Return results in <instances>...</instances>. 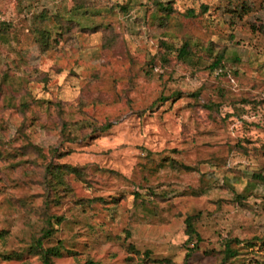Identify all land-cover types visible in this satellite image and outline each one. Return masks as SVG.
Returning a JSON list of instances; mask_svg holds the SVG:
<instances>
[{
  "label": "rangeland",
  "instance_id": "1",
  "mask_svg": "<svg viewBox=\"0 0 264 264\" xmlns=\"http://www.w3.org/2000/svg\"><path fill=\"white\" fill-rule=\"evenodd\" d=\"M0 29V264H43L53 216L54 264H223L235 239L227 264H264V0H0ZM51 162L80 177L49 188Z\"/></svg>",
  "mask_w": 264,
  "mask_h": 264
},
{
  "label": "trees",
  "instance_id": "2",
  "mask_svg": "<svg viewBox=\"0 0 264 264\" xmlns=\"http://www.w3.org/2000/svg\"><path fill=\"white\" fill-rule=\"evenodd\" d=\"M158 6L160 7V9L163 12H166L167 14L168 13L170 14L173 11L172 8H166L162 4H158ZM189 15L192 16L193 15L192 12ZM44 21H45V18H42L41 22L43 23ZM59 22H60V20H59ZM69 25H71V24H69ZM0 32H1V29H0ZM38 32H39V34H41L39 37H37V41H38L40 47H43V45L46 46L48 40L50 39L49 32L43 31V33H42V30L38 31ZM165 47L167 49H172V48H169L167 45ZM178 53H179L178 58L181 60H183V59L185 60V58L190 53H192V48H191L189 42H186L184 44V46L178 50ZM222 62H223V57L220 56L213 62L211 68L213 70H215V69H219L220 67H223ZM66 128L67 127H65V129ZM63 135H65V133ZM170 167H172V166L170 165ZM184 170L192 171L193 169H190L188 167H184ZM78 172L79 171H77L75 168H72L69 166H59V165H56L52 162L49 163V165L46 166V177L47 176L51 177L50 178L51 181L49 182V185H50L49 188H54L57 184H61V183L67 185L66 179L68 177H71L73 175L80 177ZM256 177L260 181L264 182V178L261 177L260 175H258ZM98 201H102V200H98ZM96 202H97V200H93L90 203H96ZM48 204H50V201L48 202ZM53 219H56L59 224L63 221L62 218L58 219V217H55V216H53V218L49 217L48 218V227H46L45 230L43 231L44 232L43 236L36 238V240L32 246V249L36 252L37 255L40 256L43 264H54L53 259L62 257V249L63 248H61V246L58 245L57 247H54V248H45L44 247L43 241L45 239L52 237V235H53V228H50L53 225V224H51V221ZM193 221H194L193 217H188L186 220L187 234L190 237L189 241H191L192 235H198V232H197V230L193 224ZM232 243L239 245V246L242 244V242L238 239L226 241V244H225L226 248L223 251V264H227L229 261H231V259H235L240 255L238 250H235L232 248V246H231ZM248 246L250 248H252V247H254V244L248 243ZM88 264H94V263L89 262Z\"/></svg>",
  "mask_w": 264,
  "mask_h": 264
}]
</instances>
